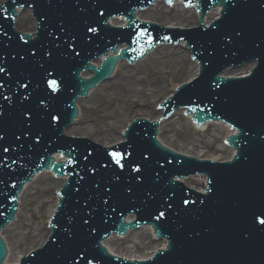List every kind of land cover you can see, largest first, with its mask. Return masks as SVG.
Here are the masks:
<instances>
[{
    "label": "water",
    "instance_id": "95a60500",
    "mask_svg": "<svg viewBox=\"0 0 264 264\" xmlns=\"http://www.w3.org/2000/svg\"><path fill=\"white\" fill-rule=\"evenodd\" d=\"M153 1L7 0L0 6V231L34 173L68 176L64 183L66 177L42 172L25 186L17 221L2 233L9 250L4 264H17L45 244L46 220L63 183L51 237L20 264H264V0H185L199 13V27L190 30L169 29L197 25L194 9L181 2L166 8L156 1L135 12ZM218 6L220 19L206 28L204 15ZM25 7L33 9L35 32ZM16 8L23 10H16L15 20ZM134 12L168 28L137 22ZM116 15L125 17V27L106 25H125ZM219 15L212 9L204 24ZM181 39L200 76L161 108L166 115L185 108L197 125L226 122L237 134L220 123L194 127L178 111L162 123L159 139L175 152L215 162L228 160L235 149L231 161L170 152L155 141V124L140 121L125 132L126 141L107 147L123 140L133 119H158L159 102L196 76L198 66L183 41L162 45L137 64L117 65L110 80L78 101L81 117L65 130L76 116V100L107 79L118 61L133 62L163 40ZM121 43L127 47L115 57ZM108 51L112 55L100 66L90 64ZM82 72L92 76L81 78ZM227 135L233 149L224 144ZM53 154L61 163H53ZM194 173L207 177L206 190L203 176L180 180ZM143 224L168 245L153 238L150 226L108 238ZM103 240L112 255L137 262L108 256ZM4 258L0 241V264Z\"/></svg>",
    "mask_w": 264,
    "mask_h": 264
},
{
    "label": "snow or ice",
    "instance_id": "6c2138e0",
    "mask_svg": "<svg viewBox=\"0 0 264 264\" xmlns=\"http://www.w3.org/2000/svg\"><path fill=\"white\" fill-rule=\"evenodd\" d=\"M89 31H95V29L89 28ZM3 71H4V69H3V68H0V72H3ZM49 83H50V85H53V86H54L55 81H50ZM5 151H7V149H5ZM118 162H119V161H117V163H118ZM135 170H136V171H139V169H135ZM259 223H260V224H264V220H260Z\"/></svg>",
    "mask_w": 264,
    "mask_h": 264
},
{
    "label": "rangeland",
    "instance_id": "374dc122",
    "mask_svg": "<svg viewBox=\"0 0 264 264\" xmlns=\"http://www.w3.org/2000/svg\"><path fill=\"white\" fill-rule=\"evenodd\" d=\"M0 2H1V3H3V2H4V0H0ZM1 3H0V5H1Z\"/></svg>",
    "mask_w": 264,
    "mask_h": 264
},
{
    "label": "bare ground",
    "instance_id": "6f19581e",
    "mask_svg": "<svg viewBox=\"0 0 264 264\" xmlns=\"http://www.w3.org/2000/svg\"><path fill=\"white\" fill-rule=\"evenodd\" d=\"M1 3V2H0Z\"/></svg>",
    "mask_w": 264,
    "mask_h": 264
}]
</instances>
